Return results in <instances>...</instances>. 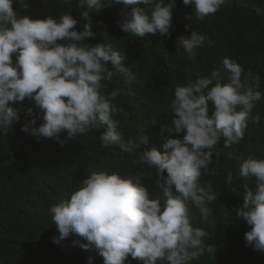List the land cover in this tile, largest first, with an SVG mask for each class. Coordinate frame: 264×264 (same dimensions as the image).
Wrapping results in <instances>:
<instances>
[{
  "label": "clouds",
  "instance_id": "clouds-1",
  "mask_svg": "<svg viewBox=\"0 0 264 264\" xmlns=\"http://www.w3.org/2000/svg\"><path fill=\"white\" fill-rule=\"evenodd\" d=\"M16 2L23 0H0V135L7 136L20 120V108L28 99L34 102L27 108L33 118L24 122L22 131L37 138H56L62 147L66 143L59 139L62 132L74 139L77 134L103 128L99 141L104 148L118 147L125 153L143 149L139 159L155 169V183L166 198L163 204L150 198L139 175L93 171L66 199L49 207L59 233L53 242L59 244L72 235L83 238L87 243L76 239L73 246L95 251L103 264H125L129 256L141 264H191L206 252L214 258L217 249L205 244L208 232L193 225L190 206L198 211L201 223H215L208 204L217 195L199 180L211 174L209 165L221 140L229 148L243 140L249 120L259 124L260 115L252 116V111L264 99L258 90L260 76L251 70L245 72L225 57L222 66L209 75L175 88L169 104L175 117L171 124L161 126L162 150L149 148L145 135L124 142L117 131L120 122L113 119L121 111L114 103L120 90L102 89L105 81H112L121 72L134 80L131 69L136 65L125 68L123 57L110 45L88 42L95 38L90 13L122 4L131 7L130 18L118 21L123 32L134 37L157 32L170 36L177 0H76L81 18L87 21L82 30H77L79 22L70 12L33 19L19 15L13 7ZM182 2L193 9L188 19L194 14L204 20L226 0ZM57 3L70 6L73 0ZM141 5H152L151 14ZM206 42L209 46L213 43L193 30L190 37L177 38V53L194 57ZM17 104L20 108L13 106ZM36 110L38 114L33 115ZM40 119L43 123L35 127ZM164 132L169 135L164 136ZM174 132L185 134L180 139L172 136ZM238 172L245 183L243 204L235 212L250 226L244 233L246 246L264 251V158L249 155ZM253 177L254 187H249ZM227 180L231 182V173ZM87 264H93L92 257Z\"/></svg>",
  "mask_w": 264,
  "mask_h": 264
},
{
  "label": "trees",
  "instance_id": "trees-1",
  "mask_svg": "<svg viewBox=\"0 0 264 264\" xmlns=\"http://www.w3.org/2000/svg\"><path fill=\"white\" fill-rule=\"evenodd\" d=\"M13 7L19 15L33 19L70 12L79 22L77 30L87 23L81 18L82 9L77 7L76 0L70 6L57 0H23ZM141 7L151 14L152 5ZM172 11L171 35L157 32L146 37H134L121 30L118 21L130 18L131 7L106 5L99 13H90L95 38H89L88 42L110 45L123 57L121 63L125 68L136 65L131 69L134 80L121 72L112 81H105L106 88L102 89L120 90L114 103L121 111L113 119L120 122L117 131L124 142L145 135L149 148L162 150L161 126L171 124L175 117L169 109L175 88L187 80L209 75L212 69L222 66L225 57L236 61L245 72L258 74V90L264 96V0H226L214 15L204 20L194 14L188 19L193 9L182 0H177ZM193 30L213 43L209 46L206 42L190 58L187 53H177L176 40L180 36L190 37ZM33 103L26 99L22 108L13 105L20 108V120L7 136L0 135V264H87L89 257L93 258V264H103V258L95 251L73 246L76 239L87 243L83 238L72 235L59 244L53 242L59 233L49 207L66 199L93 171L139 175L149 189L150 198L163 204L166 198L155 183V169L140 161L142 148L132 153L122 152L118 147L104 148L99 141L103 128L77 134L74 139L62 132L59 139L66 140L62 147L56 138H37L22 131L24 122L33 118L27 114ZM212 110L209 103V114ZM257 113L259 124L249 120L243 140L229 148L223 146V140L215 146L213 163L209 165L212 172L200 177L201 186L217 195L208 204L215 223H201L198 211L190 206L194 214L192 223L208 232L205 244L214 245L217 251L214 258L206 252L191 264H264V251L246 246L244 233L250 226L235 212L243 204L245 183L239 177V166L249 155L264 158V99L256 104L252 116ZM36 114L38 110L33 115ZM41 123L42 119L37 120L35 127ZM184 134L174 132L172 136L182 139ZM229 173L231 182L227 180ZM254 184L253 177L249 187ZM125 264L141 262L129 256Z\"/></svg>",
  "mask_w": 264,
  "mask_h": 264
}]
</instances>
